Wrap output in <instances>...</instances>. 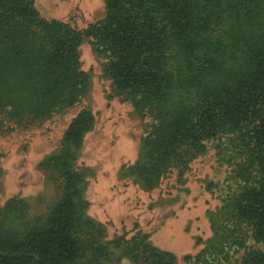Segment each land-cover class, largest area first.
Returning a JSON list of instances; mask_svg holds the SVG:
<instances>
[{
    "label": "trees",
    "instance_id": "obj_1",
    "mask_svg": "<svg viewBox=\"0 0 264 264\" xmlns=\"http://www.w3.org/2000/svg\"><path fill=\"white\" fill-rule=\"evenodd\" d=\"M87 39L114 93L153 121L133 180L153 191L177 170L183 186L208 144L228 138L240 191L210 214L199 256L246 249L240 264H264V250L247 248L264 244V0H105L86 29L44 18L36 0H0V115L30 126L78 105L90 88ZM92 124L83 110L40 161L56 188L45 208L34 213L20 196L0 203V264H180L148 234L111 238L89 214L77 156Z\"/></svg>",
    "mask_w": 264,
    "mask_h": 264
},
{
    "label": "rangeland",
    "instance_id": "obj_2",
    "mask_svg": "<svg viewBox=\"0 0 264 264\" xmlns=\"http://www.w3.org/2000/svg\"><path fill=\"white\" fill-rule=\"evenodd\" d=\"M44 18L57 19L80 29L105 16V0H36ZM82 69L90 88L81 102L51 119L30 126L0 115V203L20 196L37 213L56 197L51 173L40 161L61 149L69 124L89 110L93 124L77 156L83 175L89 214L106 224L111 238H131L141 231L156 247L176 254L180 264H240L246 249L199 256L213 236L210 214L239 192L229 139L210 142L207 152L192 162L185 185L173 171L161 185L148 191L133 180L128 168L142 159V142L152 119H142L131 102L114 93L104 74L106 60L87 39L80 47ZM221 149H223L221 151ZM247 248L258 247L249 240ZM124 264H132L125 259Z\"/></svg>",
    "mask_w": 264,
    "mask_h": 264
}]
</instances>
